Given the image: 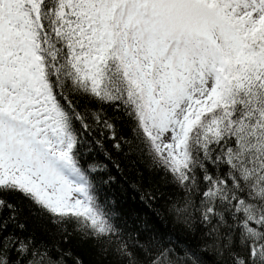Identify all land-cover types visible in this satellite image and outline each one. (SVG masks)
Here are the masks:
<instances>
[{
    "label": "trees",
    "instance_id": "1",
    "mask_svg": "<svg viewBox=\"0 0 264 264\" xmlns=\"http://www.w3.org/2000/svg\"><path fill=\"white\" fill-rule=\"evenodd\" d=\"M105 4L39 0L32 40L89 217L0 184V264H264L262 41L226 51L221 100L191 129L176 173L143 128Z\"/></svg>",
    "mask_w": 264,
    "mask_h": 264
},
{
    "label": "rangeland",
    "instance_id": "2",
    "mask_svg": "<svg viewBox=\"0 0 264 264\" xmlns=\"http://www.w3.org/2000/svg\"><path fill=\"white\" fill-rule=\"evenodd\" d=\"M38 2L0 0V184L89 217L65 171L71 137L51 110L33 52ZM103 7L116 55L143 98V128L179 173L189 162L191 129L221 100L226 51L248 54L246 40L264 49V0H106ZM189 118L196 122L184 136Z\"/></svg>",
    "mask_w": 264,
    "mask_h": 264
},
{
    "label": "bare ground",
    "instance_id": "3",
    "mask_svg": "<svg viewBox=\"0 0 264 264\" xmlns=\"http://www.w3.org/2000/svg\"><path fill=\"white\" fill-rule=\"evenodd\" d=\"M214 85H215V84H214ZM215 92H217V91L215 90ZM215 92H214V93H215ZM212 93H213V91H212ZM215 98H216L215 96L212 97V101H213V102L215 101ZM206 99H207V98H206ZM206 99H205V100H206ZM210 99H211V98H210ZM210 101H211V100H210ZM213 102H212V103H213ZM209 104H210V103L208 102V106H209ZM204 107H205V104H204ZM196 115H197V114H196ZM195 120H196L195 118H193V119L189 118V119L187 120V123L184 124L183 131H182V132H184V133H183L184 136L186 135L187 131L190 129L192 123H193ZM185 121H186V120H185ZM195 122H196V121H195ZM181 126H182V125H181ZM181 126H180V127H181ZM181 130H182V129H181ZM146 131H147V129H146ZM147 132H148V131H147ZM148 133H149V132H148Z\"/></svg>",
    "mask_w": 264,
    "mask_h": 264
}]
</instances>
